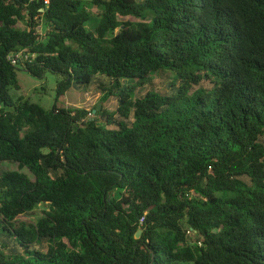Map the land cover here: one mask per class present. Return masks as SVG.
Listing matches in <instances>:
<instances>
[{
	"label": "trees",
	"instance_id": "obj_1",
	"mask_svg": "<svg viewBox=\"0 0 264 264\" xmlns=\"http://www.w3.org/2000/svg\"><path fill=\"white\" fill-rule=\"evenodd\" d=\"M4 162L0 264H264V0H0Z\"/></svg>",
	"mask_w": 264,
	"mask_h": 264
},
{
	"label": "rangeland",
	"instance_id": "obj_2",
	"mask_svg": "<svg viewBox=\"0 0 264 264\" xmlns=\"http://www.w3.org/2000/svg\"><path fill=\"white\" fill-rule=\"evenodd\" d=\"M91 1V0H87ZM21 29L26 28L25 22H21L19 24ZM38 34L42 36L44 39L45 36V27L41 23L37 29ZM168 76L159 77L156 79L157 86L163 88L167 83L166 78ZM57 78L55 75L48 73L44 79H38L36 77L31 76L30 74L20 71L18 73V86L19 88L13 89V92L17 97H24L29 99L33 103H38L46 109H50L53 105L57 104L60 108H80L86 109L87 111L94 112V108L96 106L101 105V94L95 90L88 91H69L65 96L59 98L56 103L57 98ZM164 89V88H163ZM103 106L108 111H116L118 108V101L116 98L111 97L108 99ZM5 171H22L33 177L32 173L24 168L21 169L18 163L4 162L0 165V175ZM47 208L45 206L38 207L35 211L22 215L19 218V221H22L26 224L35 222L42 216V213ZM198 235L195 231L190 230L187 235V239L190 243L197 242Z\"/></svg>",
	"mask_w": 264,
	"mask_h": 264
},
{
	"label": "built area",
	"instance_id": "obj_3",
	"mask_svg": "<svg viewBox=\"0 0 264 264\" xmlns=\"http://www.w3.org/2000/svg\"><path fill=\"white\" fill-rule=\"evenodd\" d=\"M48 2H49V0H46V3H48ZM40 39L42 40V36L41 35H40ZM29 57H30V54H28L26 52V50L24 49V50H21L20 52H17L15 54L10 55L8 59L15 65L18 62H20L21 60H23V59L26 60ZM188 232H190V231H188Z\"/></svg>",
	"mask_w": 264,
	"mask_h": 264
},
{
	"label": "water",
	"instance_id": "obj_4",
	"mask_svg": "<svg viewBox=\"0 0 264 264\" xmlns=\"http://www.w3.org/2000/svg\"><path fill=\"white\" fill-rule=\"evenodd\" d=\"M98 109H101V105L98 106ZM140 236V233H138L137 238Z\"/></svg>",
	"mask_w": 264,
	"mask_h": 264
}]
</instances>
